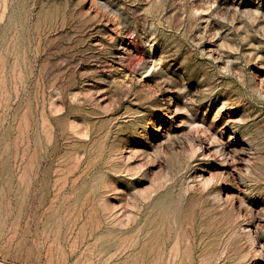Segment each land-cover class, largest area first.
<instances>
[{
    "label": "rangeland",
    "instance_id": "obj_1",
    "mask_svg": "<svg viewBox=\"0 0 264 264\" xmlns=\"http://www.w3.org/2000/svg\"><path fill=\"white\" fill-rule=\"evenodd\" d=\"M0 264H264V0H0Z\"/></svg>",
    "mask_w": 264,
    "mask_h": 264
}]
</instances>
